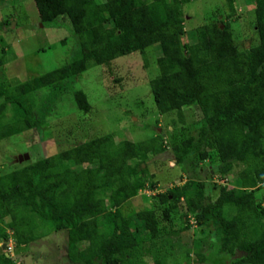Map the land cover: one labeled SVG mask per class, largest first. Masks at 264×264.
Masks as SVG:
<instances>
[{
    "label": "trees",
    "instance_id": "trees-1",
    "mask_svg": "<svg viewBox=\"0 0 264 264\" xmlns=\"http://www.w3.org/2000/svg\"><path fill=\"white\" fill-rule=\"evenodd\" d=\"M185 1L35 0L44 25L68 18L77 53L56 69L11 88L1 86L0 140L38 125L33 108L39 90L73 82L90 66L110 67L119 56L137 51L149 65L147 50L159 43V73L151 80L159 111L181 113L195 105L204 118L197 137L174 146L177 163L196 151L198 176L209 165L213 178L228 179L243 165L231 179L237 185L214 181L218 192L207 195L206 182L192 177L156 194L159 204L154 207L125 216L122 205L147 188V160L167 150L165 137L161 132L148 141L112 145L114 133L103 134L0 175V218L10 216L7 226L15 230L17 246L33 240L37 215L53 222L57 232L67 231L74 264H127L131 249L145 240L172 239L189 229L194 218L197 263H223L235 256L230 264H264V0H250L258 43L249 48L239 46L225 21L236 15V0H225L226 17L190 30ZM188 35L195 41H188ZM74 99L80 110H91L84 90L76 89ZM8 105L14 106L15 116L4 123ZM227 207L233 217H227ZM199 231L205 237L198 240ZM3 261L11 263L7 257ZM154 261L166 264L160 255Z\"/></svg>",
    "mask_w": 264,
    "mask_h": 264
},
{
    "label": "rangeland",
    "instance_id": "rangeland-1",
    "mask_svg": "<svg viewBox=\"0 0 264 264\" xmlns=\"http://www.w3.org/2000/svg\"><path fill=\"white\" fill-rule=\"evenodd\" d=\"M236 6V15L230 19L225 18V21H230L239 46L249 48L258 43L254 23L255 4L250 0H236ZM182 8L188 30L209 19L226 17L229 11L225 0H188ZM64 20L44 25L35 0H0V58L4 61L0 64V88H11L19 82L56 69L76 55L74 32L68 18ZM188 37V41H195L189 35ZM65 38L67 43L63 45L61 40ZM159 45L156 43L147 50L149 65L145 55L137 51L119 56L110 67L90 66L73 82H62L36 92L33 110L38 125L0 140V175L27 165L31 160L57 155L103 134L114 133L111 143L115 145L123 140L136 143L148 141L163 132L167 150L151 155L147 160V188L122 205L125 216H135L139 210L154 207L156 203L159 204L156 194L165 192L169 187L185 185L192 177L206 182L207 195L218 192V188H214V181L220 185L236 186L231 179H234L235 173L243 165H237L231 179H228L219 174L213 178V170L204 164L205 170L198 176L199 167H194V162L199 159L196 151L188 156L185 163H177L174 146L181 145L191 135L197 137L204 118L195 105L185 107L181 113L159 111L151 88V80L159 73L157 60L160 61L162 55ZM76 89L86 92L92 105L89 112L79 109L74 99ZM3 100L4 97H1L0 103ZM14 116V106L8 105L3 122H13ZM26 153L30 157L20 160V155ZM213 164L218 168V164ZM80 167L82 166H77ZM154 181L157 185L152 189L150 185ZM226 214L230 218L234 212L227 207ZM34 218L36 225L32 230L33 240L17 249V264H74L69 258L67 231L57 232L53 222L45 221L37 215ZM262 219L264 223V218ZM8 221H11L10 216L0 218V225L4 226L0 229H7L8 238L14 245L15 230L7 226ZM193 223L182 233L171 235L172 239L168 240L166 237L163 242L145 240L140 247L131 249V259L127 264H155L154 257L158 255L166 259V264L232 263L235 256L223 263L213 260L197 263L198 247L194 233L198 227ZM101 228L105 229L104 225ZM131 230V236H134L136 230L134 227ZM142 232L140 227L138 233ZM198 233V240L205 237V233ZM160 247L163 249L160 250ZM132 255H136L137 259Z\"/></svg>",
    "mask_w": 264,
    "mask_h": 264
},
{
    "label": "flooded vegetation",
    "instance_id": "flooded-vegetation-1",
    "mask_svg": "<svg viewBox=\"0 0 264 264\" xmlns=\"http://www.w3.org/2000/svg\"><path fill=\"white\" fill-rule=\"evenodd\" d=\"M1 227H4V226L0 225V228ZM6 230L0 229V264H5V262L3 261L4 257H7L9 259V261H11L10 264H17L16 251L20 246H17V243L15 241L12 250L8 249L9 243H10V238L5 236V233H7ZM22 245H24V244H22Z\"/></svg>",
    "mask_w": 264,
    "mask_h": 264
},
{
    "label": "water",
    "instance_id": "water-1",
    "mask_svg": "<svg viewBox=\"0 0 264 264\" xmlns=\"http://www.w3.org/2000/svg\"><path fill=\"white\" fill-rule=\"evenodd\" d=\"M222 28H224V25L222 26ZM29 157H30L29 153H26L25 155H20V160H23V158H29Z\"/></svg>",
    "mask_w": 264,
    "mask_h": 264
},
{
    "label": "built area",
    "instance_id": "built-area-1",
    "mask_svg": "<svg viewBox=\"0 0 264 264\" xmlns=\"http://www.w3.org/2000/svg\"><path fill=\"white\" fill-rule=\"evenodd\" d=\"M12 248H13V244H12V242H10V244H9V250H12Z\"/></svg>",
    "mask_w": 264,
    "mask_h": 264
},
{
    "label": "clouds",
    "instance_id": "clouds-1",
    "mask_svg": "<svg viewBox=\"0 0 264 264\" xmlns=\"http://www.w3.org/2000/svg\"><path fill=\"white\" fill-rule=\"evenodd\" d=\"M193 220H194V218L191 219V223L194 222ZM194 223H195V222H194ZM194 223H193V224H194ZM10 242H11V239H10ZM9 244H10V243H9ZM13 246H14V245H13ZM8 249H9V247H8Z\"/></svg>",
    "mask_w": 264,
    "mask_h": 264
}]
</instances>
